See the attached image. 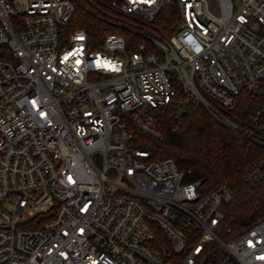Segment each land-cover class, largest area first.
Returning <instances> with one entry per match:
<instances>
[{
	"label": "built area",
	"instance_id": "1",
	"mask_svg": "<svg viewBox=\"0 0 264 264\" xmlns=\"http://www.w3.org/2000/svg\"><path fill=\"white\" fill-rule=\"evenodd\" d=\"M210 1L109 0L135 25L95 49L66 31L74 0H0V264H264V217L230 236L229 184L141 146L194 104L264 180V0Z\"/></svg>",
	"mask_w": 264,
	"mask_h": 264
},
{
	"label": "trees",
	"instance_id": "2",
	"mask_svg": "<svg viewBox=\"0 0 264 264\" xmlns=\"http://www.w3.org/2000/svg\"><path fill=\"white\" fill-rule=\"evenodd\" d=\"M75 11L66 26L71 32L85 29L92 48H101L108 32L130 36L131 28L109 7V0H74ZM168 32L177 24L175 12L168 9L156 19ZM158 126L162 137L144 135L142 147L152 158L172 157L179 168L191 170V178L201 181L206 191L225 181L231 187L233 199L222 205L223 225L231 228L230 236L264 217V180L247 182L243 172L262 150L249 139L241 137L218 122L203 107L188 105L179 114L171 105L158 109Z\"/></svg>",
	"mask_w": 264,
	"mask_h": 264
},
{
	"label": "rangeland",
	"instance_id": "3",
	"mask_svg": "<svg viewBox=\"0 0 264 264\" xmlns=\"http://www.w3.org/2000/svg\"><path fill=\"white\" fill-rule=\"evenodd\" d=\"M210 2L212 4V6H215L216 5V3L214 2V0H211Z\"/></svg>",
	"mask_w": 264,
	"mask_h": 264
},
{
	"label": "snow or ice",
	"instance_id": "4",
	"mask_svg": "<svg viewBox=\"0 0 264 264\" xmlns=\"http://www.w3.org/2000/svg\"><path fill=\"white\" fill-rule=\"evenodd\" d=\"M80 39H82V37H80ZM70 55H71V53H70Z\"/></svg>",
	"mask_w": 264,
	"mask_h": 264
}]
</instances>
